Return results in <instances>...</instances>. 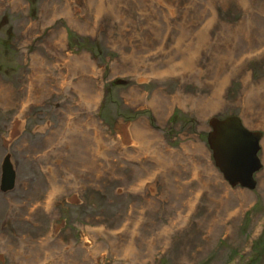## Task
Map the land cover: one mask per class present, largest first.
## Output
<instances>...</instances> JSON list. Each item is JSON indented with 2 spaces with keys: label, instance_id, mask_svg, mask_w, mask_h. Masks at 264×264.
<instances>
[{
  "label": "rangeland",
  "instance_id": "1",
  "mask_svg": "<svg viewBox=\"0 0 264 264\" xmlns=\"http://www.w3.org/2000/svg\"><path fill=\"white\" fill-rule=\"evenodd\" d=\"M0 100V264H264V0H0ZM228 116L261 133L253 190L207 145Z\"/></svg>",
  "mask_w": 264,
  "mask_h": 264
},
{
  "label": "water",
  "instance_id": "2",
  "mask_svg": "<svg viewBox=\"0 0 264 264\" xmlns=\"http://www.w3.org/2000/svg\"><path fill=\"white\" fill-rule=\"evenodd\" d=\"M207 145L215 167L230 187L253 190L255 174L262 167L258 156L261 133L247 129L237 116L209 120ZM14 172L8 157L2 163L1 188L12 189Z\"/></svg>",
  "mask_w": 264,
  "mask_h": 264
},
{
  "label": "bare ground",
  "instance_id": "3",
  "mask_svg": "<svg viewBox=\"0 0 264 264\" xmlns=\"http://www.w3.org/2000/svg\"><path fill=\"white\" fill-rule=\"evenodd\" d=\"M95 5H97L98 6V4H96V2H95ZM99 7H101V6H99ZM62 40V39H61ZM57 43H58V41H57ZM50 44H52V43H50ZM59 45V44H58ZM61 45V44H60ZM56 46V45H55ZM53 48V47H52ZM57 49V48H56ZM65 57V56H64ZM80 59H86V58H78V60H77V63H79V60ZM186 59H187V61H191L192 59L191 58H188V57H186ZM185 59V60H186ZM73 60V59H72ZM129 59L128 58H126L125 59V61H128ZM181 60L182 61H184L183 60V58H181ZM44 63V62H43ZM89 61H85V63H84V68H90V66H89ZM80 64V63H79ZM82 64V63H81ZM38 65H40V63L38 64ZM90 65H91V63H90ZM40 68V67H39ZM46 67H42V68H40V69H45ZM83 68V69H84ZM46 70V69H45ZM85 71V70H84ZM43 72V71H42ZM87 73V72H86ZM50 74V73H49ZM65 80V79H64ZM64 83V82H63ZM87 84V83H86ZM85 83L84 84H81V86H80V88H78V91H79V98H80V100H83L84 102H86L85 104H86V108H87V106H89V107H91V105L93 104V102L95 101V99H94V97L93 98H91L92 96H94V95H91V93L90 92H92V88H91V86H87ZM66 85V84H65ZM62 86H64V85H62ZM31 88V87H30ZM33 88H34V86H33ZM77 89V88H76ZM2 92H4L3 90H2ZM32 92V91H31ZM76 92H77V90H76ZM8 93H4L2 96L4 97L5 95H7ZM36 94H38V89H34V96H37ZM32 95V94H31ZM88 96H89V98H88ZM5 98H6V96H5ZM161 100V99H160ZM156 96H154V98H153V100H152V102H151V104L152 105H154V106H156L158 103H159V101H160ZM0 101H2V100H0ZM7 102V101H6ZM218 107V104L217 103H208L206 106H205V108L204 109H206V112H213L216 108ZM203 109V110H204ZM199 112L201 113V110L199 109ZM72 115V114H71ZM89 115V114H88ZM203 114L201 113V116H202ZM203 116H205V115H203ZM92 120V119H91ZM16 124H17V122H16ZM63 124H64V122L62 123V125H61V128H62V126H63ZM92 125H94V124H92ZM74 126V125H73ZM64 129H65V127H64ZM70 129H71V127H70ZM41 130H43V129H41ZM67 130V129H66ZM69 130V129H68ZM79 132H77L76 133V131L77 130H75V132L73 133V135H72V137L76 140L75 141V143H82V142H86V141H88L89 143H90V139L86 136V135H81L83 132H84V130H82V128H79ZM44 131H46V130H44ZM60 131H61V129H60ZM60 131H59V133H60ZM71 131H72V129L70 130V132H69V135H71ZM96 131V130H95ZM62 132V131H61ZM143 132H145L144 130H140L139 128L137 129V127L135 126V129L133 128L132 129V131H131V133L135 136V138L136 139H139V140H142V141H145V142H147V138L148 137H144L145 135L143 134ZM101 133V132H100ZM100 133L98 134V136L96 135L95 136V138H93V135H91V137L93 138V139H96L97 140V143H100V137H99V135H100ZM63 134V133H62ZM79 135H81L80 137H79ZM67 136V135H66ZM64 137V136H63ZM69 137V136H68ZM58 138V137H57ZM82 139H84V140H82ZM78 140V141H77ZM81 141V142H80ZM64 142V141H63ZM65 143H68V140H67V142H65ZM72 143H74V141H73V139H72ZM72 143H69L70 144V146H72V148H73V151H74V153H76V154H78V152H77V150L74 148V146H73V144ZM89 143H86V147H88V145H89ZM98 149H99V147H98ZM98 151V150H97ZM93 153H92V157H93ZM78 156H79V154H78ZM91 170H92V167H91ZM43 249V248H42ZM38 250V251H37ZM36 250V253H38L39 252V249H37ZM39 259V256H36V257H34L33 258V261L35 260H38ZM21 262H22V259H21Z\"/></svg>",
  "mask_w": 264,
  "mask_h": 264
},
{
  "label": "flooded vegetation",
  "instance_id": "4",
  "mask_svg": "<svg viewBox=\"0 0 264 264\" xmlns=\"http://www.w3.org/2000/svg\"><path fill=\"white\" fill-rule=\"evenodd\" d=\"M7 149H8V147H7ZM5 157H8V161L10 162L11 168H12V170L14 172V184H13V187H12V189H8V190H2V188H1L2 163H3V160H4ZM3 160L1 161V164H0V193L6 194V193H9L12 190H14V188L16 186L17 173H16V169H15L13 163H12V160H11V154L8 151H6V153H5L4 157H3Z\"/></svg>",
  "mask_w": 264,
  "mask_h": 264
}]
</instances>
